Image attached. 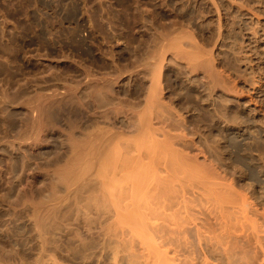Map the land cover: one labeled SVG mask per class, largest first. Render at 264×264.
I'll return each instance as SVG.
<instances>
[{"label": "bare ground", "instance_id": "1", "mask_svg": "<svg viewBox=\"0 0 264 264\" xmlns=\"http://www.w3.org/2000/svg\"><path fill=\"white\" fill-rule=\"evenodd\" d=\"M114 1L63 0L44 19L28 4L27 25L0 29V264H264V206L240 171L259 168L241 150L260 138L248 114L264 124V57L260 75L245 65L230 8L251 15V40L264 15L206 0L196 35L176 1ZM26 30L41 41L20 61ZM143 30L161 44L140 53ZM43 69L47 89L31 84Z\"/></svg>", "mask_w": 264, "mask_h": 264}, {"label": "rangeland", "instance_id": "2", "mask_svg": "<svg viewBox=\"0 0 264 264\" xmlns=\"http://www.w3.org/2000/svg\"><path fill=\"white\" fill-rule=\"evenodd\" d=\"M11 1V3H10ZM19 1V2H17ZM35 1V2H34ZM80 3L82 2V0H79ZM117 3L121 2V3H132L133 1H136V0H115ZM114 1L115 4H117L116 2ZM124 1V2H123ZM130 1V2H129ZM138 1H141L142 0H138ZM147 1H150V3H153L154 1L156 2V0H153L151 2V0H143L144 4ZM171 1H176L175 3L177 4L178 6V10L179 11V17L177 19L178 21V25L177 27L180 28V29H188L190 31H192L193 33H195L196 35H202L203 33H206L209 31V23H210V17L212 18L213 16V13L211 11V8L209 7L208 3L206 0H171ZM221 2H225V0H220ZM5 2V3H3ZM22 2V3H21ZM32 2V3H31ZM39 5H41L40 7H38V3ZM42 2V4H40ZM47 2V3H45ZM62 2V4H61ZM66 2V1H65ZM129 2V3H128ZM142 2V3H143ZM245 2L248 4V6L250 8H254L255 10L259 11L260 13H262L264 15V0H245ZM3 3V4H2ZM12 7H10V11H8L9 9V5ZM24 3V4H23ZM179 3V4H178ZM7 4V5H6ZM12 4V5H11ZM20 4V5H19ZM22 4V5H21ZM28 4H30L31 7V10L35 12L36 10V15H39L41 13V11H39V8H43V10L45 11H48L49 12V9L52 7V8H57V7H60L61 5H63V0H0V29L2 27H4V25H7L6 26H10L12 24H16L17 23L20 24L19 25H27V21H25L27 18L25 17L26 13H24L25 11H23V14L22 13V10L25 9V7L29 8L30 6H28ZM32 4V5H31ZM58 4V5H57ZM227 4V3H226ZM24 5V6H23ZM190 6L191 7V10H190V13H185V16L182 18L181 17V9H183V7L185 6ZM19 6V7H18ZM21 6L23 7V9L21 8ZM48 6V7H47ZM16 7H18V10H15ZM34 7V8H33ZM36 7H38L36 9ZM50 7V8H49ZM180 7V8H179ZM6 10H5V9ZM15 8V9H14ZM49 8V9H48ZM158 8L160 9L161 13L163 14H167V12L169 11L168 9L164 8L163 6H158ZM236 8V9H235ZM20 9H22L21 11H19ZM184 10V9H183ZM8 11V13H7ZM39 11V13H38ZM82 11V10H81ZM230 11L233 13V15L236 17V22L239 23L241 21H244L245 23V31L242 32V33H239V37H238V43L241 47H243V57H245L244 59V63L245 65L248 67L249 66H252V70L253 68H255V72H256V75H260V71H259V62H261V59L257 58V55L255 54V48L257 46H260V49L262 48L261 51V56L260 58H263L264 57V18L261 19V24L258 25V27L256 26L257 28V32L258 34L256 35V38L255 39H250V37L248 36V33L251 32V30L249 29L250 25H251V15L248 14V12H246L245 10H240L238 9L237 7H234V8H230ZM10 12V13H9ZM22 14H21V13ZM20 14V15H19ZM42 14V13H41ZM40 14V15H41ZM82 14V13H81ZM212 14V16H211ZM47 16V14H45ZM44 14H42V18L45 16ZM46 16L44 18H46ZM19 17V18H18ZM49 17V15H48ZM57 17V16H56ZM238 17V18H237ZM26 18V19H24ZM43 18V19H44ZM84 18V15H80V19L81 21L83 20ZM24 19V20H23ZM61 17L59 16V18L57 17L56 19L54 20H58L56 23L57 24H60L61 22ZM238 19V20H237ZM242 19V20H241ZM250 20V21H249ZM8 21V22H7ZM11 21V23H10ZM19 21V22H18ZM86 20L84 19V24H86L87 27H84V30H83V35L85 37H87L90 41H95L97 39H99V37L97 38L96 35H93L95 33H93L94 31L91 30V28H89V25L88 23L85 22ZM23 22V23H22ZM10 23V24H9ZM14 24V25H15ZM159 26V29L161 31H164L165 33L167 32H170L168 30V27H164V23L162 22L161 24H157ZM262 26V27H261ZM261 28V29H260ZM89 31H88V30ZM250 30V31H249ZM86 31V32H85ZM260 31V32H259ZM150 31H145L143 30L142 31V36L143 38L141 39V41L139 42V47H138V50L139 52L143 53L144 51H149V50H152L154 48H157L160 44H161V41L159 38H157L158 36H152L151 32L149 33ZM91 34V35H90ZM151 34V35H150ZM0 35H1V30H0ZM47 36H45L46 39L50 38L51 36L46 34ZM244 35V36H243ZM22 36V37H21ZM21 37V38H20ZM24 37V39H23ZM91 37V38H90ZM40 35L38 36L37 33L34 34V32L32 33V31L30 30H26L24 31V33H22V35H20L18 38H17V44L18 46L20 45V53L18 54V59L20 61H24L25 59V50L24 49H29L30 51L34 52V50L38 47L39 45V42L38 41H41L40 40ZM58 38V37H57ZM97 38V39H96ZM92 39V40H91ZM260 39V40H259ZM29 40V41H28ZM33 40V41H32ZM35 40V41H34ZM38 40V41H37ZM143 40V41H142ZM146 40V41H145ZM249 40V41H247ZM19 41V42H18ZM98 41V40H97ZM95 41V42H97ZM25 42V43H24ZM31 42L32 43V46H28ZM142 42V43H141ZM22 43V44H21ZM34 43V45H33ZM38 43V44H37ZM260 43V44H259ZM92 44V43H91ZM242 44V45H241ZM26 47V48H23L22 47ZM37 45V46H36ZM93 45V44H92ZM143 46V47H142ZM32 47V48H31ZM250 47V48H249ZM35 48V49H34ZM252 48V50H251ZM223 50H226L227 48H222ZM24 50V51H22ZM98 51H94V54L95 56H98L97 53H95ZM24 53V54H23ZM246 53V54H245ZM251 53V55H250ZM92 55V56H93ZM245 55V56H244ZM247 56H249L247 58ZM254 56V57H252ZM252 58V65L251 63L249 62L250 59ZM24 59V60H23ZM253 59L255 60L253 62ZM258 60V61H257ZM257 64V65H256ZM254 66V67H253ZM257 67V68H256ZM249 68V67H248ZM38 73L36 72V75L37 77L33 76L35 79H33L32 76L31 77V84L33 83L32 81L37 82L38 84L40 85H43L41 87H46L47 89V86L51 85L52 81H51V78L49 76L48 73H46L47 71L45 69L43 70H37ZM43 72V73H42ZM40 73V75H39ZM42 73V74H41ZM48 75H46V74ZM258 73V74H257ZM42 77V78H41ZM50 78V79H49ZM41 79V80H40ZM49 79V80H48ZM40 82H43L42 84L39 83L38 81ZM47 82V83H46ZM2 84V85H1ZM4 84V85H3ZM14 84V85H13ZM12 85H10L13 90H10L11 92H17V90H20L22 87H20V85L16 84V83H13ZM33 85V84H32ZM2 86H7L5 81L3 80L2 77H0V89ZM14 86L16 87V89L14 88ZM18 88V89H17ZM30 88V90H28ZM23 90H25L26 93H31V95L34 96V94H36V88H32L31 89V86H27L26 89L25 88H22ZM34 89V91H33ZM43 89V88H42ZM46 89H43L45 90L44 92H46ZM16 90V91H15ZM22 91V90H21ZM248 120L254 124V128L258 130V132L260 133V138L259 137H254L253 135H250L246 140H244L242 142V150H241V156L243 158L246 159V161L248 162L249 165L251 166H256V167H259L258 170H240L241 173L244 175L245 177V181L246 183L250 184L251 186L254 187L255 191H256V197H258V200L263 204L264 206V170H262L260 168V163H261V157L259 156L258 154V151L256 150L257 149V146L258 145H264V124L262 125L261 123H258L255 121V119H253V117H250V115L248 114ZM251 118V119H250ZM253 121V122H252ZM255 121V122H254ZM1 137V135H0ZM259 164V165H258ZM253 173V174H252Z\"/></svg>", "mask_w": 264, "mask_h": 264}]
</instances>
